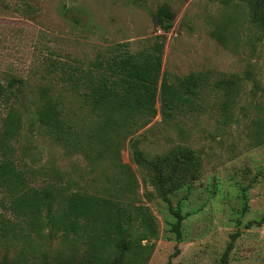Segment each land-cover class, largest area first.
I'll use <instances>...</instances> for the list:
<instances>
[{"label":"rangeland","instance_id":"374dc122","mask_svg":"<svg viewBox=\"0 0 264 264\" xmlns=\"http://www.w3.org/2000/svg\"><path fill=\"white\" fill-rule=\"evenodd\" d=\"M155 42L161 78L182 88L191 72L201 75L170 116L158 96L148 124L136 115L101 153L89 143V157L47 135L36 119L43 89L65 97L79 129L95 120L66 88L64 63L86 67ZM0 84V126L13 111V156L29 184L108 196L131 219L122 220L128 244L96 243L60 225L68 211L54 208L53 228L47 211L31 214L22 196L0 188V264H219L236 232L226 264H264V2L258 10L255 0H0ZM171 207L184 216L181 239Z\"/></svg>","mask_w":264,"mask_h":264},{"label":"trees","instance_id":"16d2710c","mask_svg":"<svg viewBox=\"0 0 264 264\" xmlns=\"http://www.w3.org/2000/svg\"><path fill=\"white\" fill-rule=\"evenodd\" d=\"M255 2L259 10L264 1ZM162 54L163 43L155 42L150 50L138 53L119 52L109 58L108 55L98 57L86 67L64 63L62 80L68 91L72 92L71 96L79 100L81 107L91 111V116L94 115L93 125L88 132L79 129L71 120L65 97L50 95L45 89L42 90L43 100L37 109L38 123L55 143L65 146L69 152H81L89 157V143L94 144L96 151L101 153L104 146H108L111 135L123 136L124 131L138 123L136 115L140 117L142 125L148 124L157 115L158 96L162 101L161 111L170 116L178 107L179 101L185 99L183 94L196 92L201 83V75L191 72L183 79L182 88L174 87L166 77L161 78ZM3 90L4 86L0 84V102L5 100ZM19 128L15 113L10 111L0 126V188L22 196L19 197L20 203L31 214L38 216L47 211L52 218L53 228L56 225L53 210L57 207L68 211L70 220L67 221L70 223L60 219L58 221L60 225L69 226L70 231L80 235L90 233L92 239H97L96 243L107 244L108 240H120L128 244V229L123 227L122 220L128 222L131 219L129 214L123 212L126 209L118 201L101 194L70 191L61 183H48L42 188L29 184V176L18 166L11 145ZM131 146L134 158L142 162L144 159L137 142H133ZM53 177L61 179L59 170L55 171ZM133 182L134 178L127 182L126 188L131 189ZM156 184L169 203L166 183L161 174H157ZM171 210L176 216L171 230L181 239L184 216L179 209L171 207ZM238 236L239 232L232 234V241L219 264L228 262L229 253Z\"/></svg>","mask_w":264,"mask_h":264}]
</instances>
